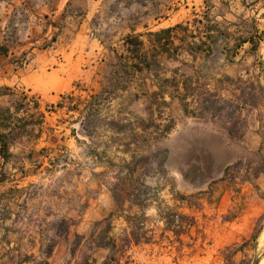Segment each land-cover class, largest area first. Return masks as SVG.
<instances>
[{
  "label": "rangeland",
  "instance_id": "rangeland-1",
  "mask_svg": "<svg viewBox=\"0 0 264 264\" xmlns=\"http://www.w3.org/2000/svg\"><path fill=\"white\" fill-rule=\"evenodd\" d=\"M79 1L70 13H83ZM61 2L0 0V114L19 109L0 201L48 221L51 264H253L264 246V0H210L209 59L193 41L152 60L151 74L125 64L39 97L24 76L33 49L56 44ZM36 13L50 27L38 45ZM252 37L228 65L223 48ZM221 89L225 101L201 115L206 90Z\"/></svg>",
  "mask_w": 264,
  "mask_h": 264
},
{
  "label": "crops",
  "instance_id": "crops-1",
  "mask_svg": "<svg viewBox=\"0 0 264 264\" xmlns=\"http://www.w3.org/2000/svg\"><path fill=\"white\" fill-rule=\"evenodd\" d=\"M70 1L62 0L53 11L59 28L54 48L33 49L29 65L32 69L24 76L25 83L39 97L65 94L79 78L89 80L101 70L105 76L125 64L142 68L135 74H151L152 60L173 61V53L191 48L193 41L202 51L214 35L207 28L210 0H80L85 4L81 14L69 12ZM225 1L228 0H217ZM236 1L246 6L260 0H231ZM48 19L41 13L31 15L29 35L37 45L48 37ZM94 26L104 32L103 36L93 33ZM249 42L239 49V55ZM133 48L136 55L132 54ZM5 183L0 179V187ZM16 206L14 202L0 201V264L56 262L58 246H52L50 251L45 246V242L57 237L47 229L48 221L29 218L22 207Z\"/></svg>",
  "mask_w": 264,
  "mask_h": 264
},
{
  "label": "trees",
  "instance_id": "trees-1",
  "mask_svg": "<svg viewBox=\"0 0 264 264\" xmlns=\"http://www.w3.org/2000/svg\"><path fill=\"white\" fill-rule=\"evenodd\" d=\"M247 41H253V37L249 38L248 40L247 39L246 40L242 39V41H240L239 44H237L236 46H234L232 48L227 47V45L223 48L222 53L225 55V58L227 59L228 65H233L234 64V59L239 55V49ZM131 43L134 46H136V43L133 40H131ZM254 47H257L255 42H254ZM199 49L200 48H197V50H199ZM206 51H207L206 54H207V58L208 59L215 52L211 45L207 46ZM136 52H137L136 49L133 48L132 49V54L136 55ZM148 67H150V64H149ZM130 68H131V70H134V71L142 70V68L140 66H138V65H133ZM207 76H208V74H205V75L202 76V78H206ZM200 77H198V78H200ZM225 78H226V80L234 81V79L231 78L230 76H225ZM222 80H224V79H222ZM191 83H192V78L188 79L186 84H185V90L187 91V94L190 91V89H192ZM206 91H207V93L209 95V100H207V99L203 100V102L201 104V108H200L201 109V115H203L206 111H208L209 108H211L212 106L214 107V105L217 103V101H225V99H224L225 97L222 94L223 91H224L223 89L217 90L214 93H211L210 90H206ZM72 95H73V92H71V94L67 95V97H71ZM235 96L236 95H234V97ZM62 97H66V95H62ZM232 101L233 100H231L230 102H232ZM206 103H208V105ZM102 104H100V103L98 104V106L96 108L97 110H92V111L88 112V116H87L88 119H90V117L93 116V115H94V117H96V116H99L102 113L101 112V108H100V106ZM37 105L38 104L36 103V106ZM59 106L61 107L62 104H59ZM72 109L75 110V111L79 110L78 106H76V107H74ZM18 110L19 109H16L15 111H13L11 108H7V109H5L3 111V114L2 113L0 114V157L5 162H8L14 156V154L11 152L12 142H11L10 136L16 131V128H14L12 126V122L15 119L14 117H15V115H17ZM93 111H94V113H93ZM18 121L23 122V119H20ZM28 125H29L28 123L24 122V124L22 126H20V129L21 130L25 129ZM135 242L138 243L137 239L135 240ZM104 264H108V263L106 262Z\"/></svg>",
  "mask_w": 264,
  "mask_h": 264
},
{
  "label": "water",
  "instance_id": "water-1",
  "mask_svg": "<svg viewBox=\"0 0 264 264\" xmlns=\"http://www.w3.org/2000/svg\"><path fill=\"white\" fill-rule=\"evenodd\" d=\"M264 260V246L259 250L257 253L253 264H261V262Z\"/></svg>",
  "mask_w": 264,
  "mask_h": 264
},
{
  "label": "bare ground",
  "instance_id": "bare-ground-1",
  "mask_svg": "<svg viewBox=\"0 0 264 264\" xmlns=\"http://www.w3.org/2000/svg\"><path fill=\"white\" fill-rule=\"evenodd\" d=\"M261 264H264V260L261 262Z\"/></svg>",
  "mask_w": 264,
  "mask_h": 264
}]
</instances>
